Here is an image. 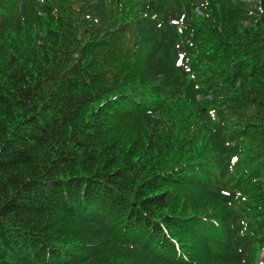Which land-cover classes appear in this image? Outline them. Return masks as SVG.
I'll return each instance as SVG.
<instances>
[{"label":"trees","instance_id":"obj_1","mask_svg":"<svg viewBox=\"0 0 264 264\" xmlns=\"http://www.w3.org/2000/svg\"><path fill=\"white\" fill-rule=\"evenodd\" d=\"M0 264H264V0H0Z\"/></svg>","mask_w":264,"mask_h":264}]
</instances>
